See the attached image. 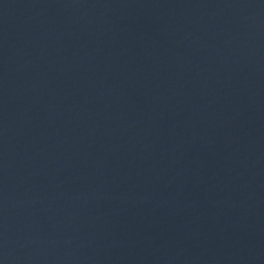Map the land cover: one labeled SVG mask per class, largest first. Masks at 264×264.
Returning <instances> with one entry per match:
<instances>
[{"label": "water", "instance_id": "95a60500", "mask_svg": "<svg viewBox=\"0 0 264 264\" xmlns=\"http://www.w3.org/2000/svg\"><path fill=\"white\" fill-rule=\"evenodd\" d=\"M0 264H264V0H0Z\"/></svg>", "mask_w": 264, "mask_h": 264}]
</instances>
